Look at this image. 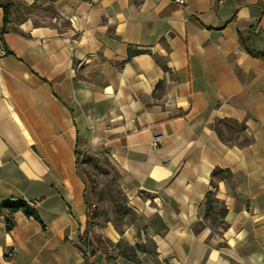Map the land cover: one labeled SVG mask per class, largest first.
I'll list each match as a JSON object with an SVG mask.
<instances>
[{
    "label": "crops",
    "instance_id": "obj_1",
    "mask_svg": "<svg viewBox=\"0 0 264 264\" xmlns=\"http://www.w3.org/2000/svg\"><path fill=\"white\" fill-rule=\"evenodd\" d=\"M3 6L0 205L37 218L0 212V264H264V58L241 40L264 51V0H0V29ZM78 153L133 221L89 223Z\"/></svg>",
    "mask_w": 264,
    "mask_h": 264
},
{
    "label": "trees",
    "instance_id": "obj_2",
    "mask_svg": "<svg viewBox=\"0 0 264 264\" xmlns=\"http://www.w3.org/2000/svg\"><path fill=\"white\" fill-rule=\"evenodd\" d=\"M8 21V7L7 6H3V28L0 29V39L2 40V34L4 33L5 29L4 26L7 24ZM242 43H243V47L245 49V51H247L251 56L253 57H257V58H264V51L262 52H257L252 50L251 46L248 43L247 39H241ZM82 156L81 159H85L88 162L92 164V166L100 173V174H106L107 172L101 168V166L98 165L99 159L95 158V157H91L88 154H84V155H80V153H78V169L80 166V157ZM106 164L108 165V163L106 162ZM80 173V172H79ZM81 174V173H80ZM215 174H222L223 177H228L229 176V172L226 171H222V170H213L212 175ZM83 181L85 183V203L87 206V218L89 220V223L91 224L92 221L100 215H104V216H108L106 215L103 211L101 210H97V205L95 204V197L100 196L101 194L98 193L95 189H94V181L92 179V177L90 176V174H88L87 171H82L81 174ZM115 177H117V180H119V176L117 171L115 170ZM108 195V199L110 200V204H111V212L113 213V216L121 223L122 218L125 215H129L128 218V222L133 221V219L136 217L135 214H133L126 206V198L124 196V194L121 192V190L119 189V184L117 185V192L113 193L111 191H109L107 193ZM215 202L214 197H213V193L208 192L207 194V199H206V215L203 218V220L201 222L198 223V226L201 227L203 224H206V220L208 217V212L211 209V204H213ZM94 205V208H92L91 206ZM2 210H7V214L5 215V227L6 230L9 231L13 225V219H12V214L18 211H21L23 214H25L26 216H33L35 218H37V214L35 213V211H33L26 203L24 202H8V203H4L2 205H0V212H2ZM219 218H216L214 220L209 221V225L211 226H219L221 228L225 227V222H224V215H225V209L223 207H221L219 209ZM115 227L116 223L114 224ZM98 241V240H97ZM97 241L95 240V244L97 245V247L99 248V242L97 243ZM79 244H80V248L84 253L85 256V260L88 259V257L92 256V252L90 251L91 249V243L90 241H88V235L87 233L81 237L79 239ZM100 249V248H99ZM130 250L133 252V250L130 248ZM88 254V255H87ZM134 254V253H133ZM135 255V254H134ZM84 260V261H85ZM88 261V260H87ZM85 261V262H87Z\"/></svg>",
    "mask_w": 264,
    "mask_h": 264
},
{
    "label": "rangeland",
    "instance_id": "obj_3",
    "mask_svg": "<svg viewBox=\"0 0 264 264\" xmlns=\"http://www.w3.org/2000/svg\"><path fill=\"white\" fill-rule=\"evenodd\" d=\"M98 165L107 173L100 174L91 163L88 162L87 164L85 159L80 160L79 172L82 174V171H87L88 174H90L94 181V189L101 194L100 196L95 197V204H98L99 210L108 215V218H110L112 223H115L118 220L111 212V204L107 195L109 191L113 193L117 192L118 180L117 177H115V169L110 164L107 165L105 159H99Z\"/></svg>",
    "mask_w": 264,
    "mask_h": 264
},
{
    "label": "built area",
    "instance_id": "obj_4",
    "mask_svg": "<svg viewBox=\"0 0 264 264\" xmlns=\"http://www.w3.org/2000/svg\"><path fill=\"white\" fill-rule=\"evenodd\" d=\"M172 2L180 5V6H183L185 5V2L186 0H171ZM6 54L5 52V49H4V46H3V41L0 39V56ZM159 140V137H155L152 141V147H156L157 146V142ZM82 158V156L80 157V159ZM92 208H94V205L91 206Z\"/></svg>",
    "mask_w": 264,
    "mask_h": 264
}]
</instances>
